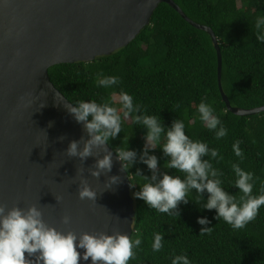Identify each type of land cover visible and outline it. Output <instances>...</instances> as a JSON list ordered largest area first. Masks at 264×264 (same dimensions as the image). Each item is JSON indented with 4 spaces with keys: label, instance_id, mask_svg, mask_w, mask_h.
<instances>
[{
    "label": "trees",
    "instance_id": "1",
    "mask_svg": "<svg viewBox=\"0 0 264 264\" xmlns=\"http://www.w3.org/2000/svg\"><path fill=\"white\" fill-rule=\"evenodd\" d=\"M196 25L210 28L221 52L220 84L230 107L251 110L264 106V43L256 38L255 20L264 14V0H172ZM118 76L120 84L105 89L97 86V75ZM53 86L69 102L111 99L121 89L134 97L148 115H159L165 127L173 120L185 123V133L194 140L218 149L222 160H212L214 168L223 173L222 187L237 199L241 195L232 188L235 174L233 163L253 173V195L264 194V111L238 116L231 113L220 94L217 56L211 37L191 25L173 8L160 3L150 24L127 46L90 62L55 65L48 69ZM206 101L215 109L224 126L226 137L217 140L215 133L199 120L197 105ZM119 107V105H116ZM135 115V114H133ZM144 129L123 119L122 132L111 140L109 147L128 146L141 152ZM240 141L243 158L236 157L232 144ZM163 142V141H162ZM156 155L160 171L184 178V173L166 167L167 157L160 150ZM209 159V157H205ZM150 176L146 165L136 163L129 171L131 197L135 216L131 239H141L134 249L135 257L128 264H171L176 255L185 254L191 264H264V206L257 217L244 228L233 229L222 219L215 220V210H201L193 190L188 204L178 206L175 214L160 213L134 198L143 183L133 176L136 169ZM207 199V194H203ZM198 217H207L211 232L199 235ZM162 232L163 247L153 252L154 234Z\"/></svg>",
    "mask_w": 264,
    "mask_h": 264
},
{
    "label": "water",
    "instance_id": "2",
    "mask_svg": "<svg viewBox=\"0 0 264 264\" xmlns=\"http://www.w3.org/2000/svg\"><path fill=\"white\" fill-rule=\"evenodd\" d=\"M160 3L210 35L227 109L238 116L264 111V106L230 107L220 84L221 52L213 31L191 22L172 0H0V207L5 212L35 206L43 222L61 233L131 237L130 179L114 152L110 172L98 179L89 174L96 159L112 150L109 146L94 149L83 163L67 156L69 142L88 136L67 112L68 100L50 82L48 69L90 62L127 46L150 24ZM112 176L120 182L106 188ZM81 180L96 192V201L78 198ZM25 258L35 256L25 253ZM78 264H91V258Z\"/></svg>",
    "mask_w": 264,
    "mask_h": 264
},
{
    "label": "clouds",
    "instance_id": "3",
    "mask_svg": "<svg viewBox=\"0 0 264 264\" xmlns=\"http://www.w3.org/2000/svg\"><path fill=\"white\" fill-rule=\"evenodd\" d=\"M255 29L256 40L264 43V14L257 16ZM96 82L98 87L110 89L121 81L118 76L98 73ZM111 96V99L103 102L68 101L65 106L73 119L83 124L88 136L86 140L82 137L79 141L69 142L65 152L69 158H78L82 163L93 156L94 149L108 146L111 140L117 138L122 132L123 119L131 118L134 125L144 129V145L139 156L129 148L127 139L123 147L109 150L102 158L96 159L89 170L93 178L98 179L111 171L114 152L121 164V171L127 173L136 163L146 165L150 171V176H144L141 169L137 168L133 175L143 181L139 191L133 193L134 198L143 201L149 208L179 217L178 206L188 204L190 200L187 196L195 190V199L198 202L204 201L201 210H215L214 219H222L233 229L244 228L257 217L260 207L264 206V194H252L253 173L243 170L237 163L231 165L235 174L232 188L241 194L237 199L236 195L224 190L220 178L223 173L211 163L212 160L219 162L223 159L218 149L210 148L208 143L186 135L184 121L176 119L169 127H165L159 115L146 114V109L134 103V97L127 91L121 89ZM197 112L199 120L215 133L217 140L227 136L228 129L215 114L212 104L202 100L197 105ZM155 150H160L167 157L168 169L184 173V178L160 171L157 156L150 154ZM232 151L236 157L243 158L239 140L232 144ZM119 182L118 176L109 177L106 188ZM203 194H207L206 200ZM77 195L81 200L96 201V192L90 189L85 180H81ZM62 222L67 224L69 217L65 216ZM196 223L202 226L199 235L211 232L212 228L207 227L210 223L207 217H198ZM163 236L162 232L154 234L153 252L163 247ZM141 243L139 238L133 240L129 235L118 232L113 235L85 233L79 237L72 232L61 233L43 222L42 213L35 206L26 211L14 207L7 212L4 207H0V264H78V261H88L89 258L91 264H128L135 257L134 249ZM77 249L84 251L81 253ZM25 253L28 257L35 256V259H26ZM171 264H191V261L187 255L181 254L174 256Z\"/></svg>",
    "mask_w": 264,
    "mask_h": 264
}]
</instances>
